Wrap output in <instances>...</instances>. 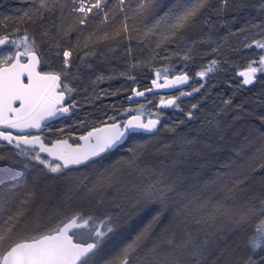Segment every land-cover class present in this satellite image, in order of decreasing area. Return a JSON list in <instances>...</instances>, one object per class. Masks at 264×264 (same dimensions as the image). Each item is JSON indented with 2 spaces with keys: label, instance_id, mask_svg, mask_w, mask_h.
<instances>
[{
  "label": "snow or ice",
  "instance_id": "snow-or-ice-1",
  "mask_svg": "<svg viewBox=\"0 0 264 264\" xmlns=\"http://www.w3.org/2000/svg\"><path fill=\"white\" fill-rule=\"evenodd\" d=\"M24 5L0 17V264H264V111L233 103L264 84V0Z\"/></svg>",
  "mask_w": 264,
  "mask_h": 264
},
{
  "label": "bare ground",
  "instance_id": "bare-ground-1",
  "mask_svg": "<svg viewBox=\"0 0 264 264\" xmlns=\"http://www.w3.org/2000/svg\"><path fill=\"white\" fill-rule=\"evenodd\" d=\"M5 2H7V3L4 4ZM165 2L170 3L171 0H165ZM3 4H4V6H3ZM17 6H20L18 0H0V12L1 13L7 12L9 14H15V10H16ZM161 63H166V61H162ZM227 79H228V77L226 76V74H222L218 80H214V81L210 82V83L216 84V87L212 88L213 98H217L216 97L217 93L221 94L224 98L232 96L233 89L229 88L227 83H225V80H227ZM142 80H144L143 77H142ZM127 83H129V82L124 81L123 83L118 84V86L120 85V87H121L122 85L127 84ZM232 83L235 84V81L233 80ZM116 84H117V82H115L114 84L110 83L108 85L112 88V87H115ZM140 85H141V83H140ZM149 86H150V84H149ZM262 93H264V84L260 85L259 83H257L255 87L249 86L248 89L238 92L237 95L235 97H233L234 103L241 102L242 104H244V106H243L244 111L241 113V119L236 121L237 124L244 125L248 121H253V117L248 115L249 112L260 113V112L264 111V94H262ZM123 95H126V94H122L121 95L122 98H123ZM157 100H158V97H157ZM123 102L125 104L128 103L127 100H124ZM251 104L253 106H251ZM246 105H248V106H246ZM149 107H152V106L149 105ZM90 111H92L91 107H85L84 106L81 113H80L79 118H83V116L86 115ZM166 115H167L168 119L174 120L175 117L178 116L179 114L178 113L174 114L171 110H166ZM74 119H76V118H74ZM71 122L72 121H67V123H71ZM253 122L256 123L257 125L259 124L258 120H255ZM227 132L228 133L231 132V129L229 131L227 130ZM130 142L131 141L128 142L126 147L129 145ZM133 142H135V141H133ZM221 153H224V152H221ZM123 155H127V153L124 152L123 150H121V152L118 154V156L116 158H119V156H123ZM153 155L156 156V158L158 156V157H161L162 159L167 160V158L164 156L162 151L157 152L154 150L153 152H151L147 155V157L145 158V162L148 163L150 157Z\"/></svg>",
  "mask_w": 264,
  "mask_h": 264
},
{
  "label": "trees",
  "instance_id": "trees-1",
  "mask_svg": "<svg viewBox=\"0 0 264 264\" xmlns=\"http://www.w3.org/2000/svg\"><path fill=\"white\" fill-rule=\"evenodd\" d=\"M18 2H19V5L20 6H17L16 7V9H18V8H22V7H24L25 5H24V0H18ZM7 2H5L4 4H6ZM4 4H3V6H4ZM6 7V6H5ZM5 15H9V13H1L0 12V17H3V16H5ZM14 15V14H13ZM140 53L139 52H137L136 53V55H139ZM99 67V70H104V68H103V66L101 65V66H98ZM113 67H122V65H119V64H117V63H115V62H113ZM93 78H95L94 76H93ZM115 82H117V84L115 85V87H110L108 84H114ZM118 83H119V78H117V79H113V80H107V81H105V82H103V83H101L100 85H99V88H98V91L99 90H102V89H110V90H114V89H116L117 87H119L118 86ZM140 83H141V86H143V85H145V84H147V85H149L150 84V80H142V78L140 79ZM121 99H123L122 98V96H112V95H105V96H103V98H102V100H100V101H96V103H95V105L93 106V105H88V104H84V106L85 107H91L92 109H93V107H96V108H99V106L101 105V103H103V104H112V103H117L119 100H121ZM230 129H228V131H229ZM229 135H231V132H229L228 133ZM165 152H171V154L172 155H175V153H174V151H172V150H164V151H162V153L164 154V156L168 159V156L167 155H165ZM227 155V153H221V152H211V153H208V156H209V159L210 160H212L213 162H217V161H221V160H223L224 159V157ZM193 159H196V160H198L199 158L198 157H194ZM164 160H166V159H162L161 157H158L157 156V163H154L153 165L155 166V165H159V163L161 162V161H164ZM148 164H150L149 162H148ZM191 166V165H190ZM185 170V172L187 173V168H185L184 169Z\"/></svg>",
  "mask_w": 264,
  "mask_h": 264
},
{
  "label": "rangeland",
  "instance_id": "rangeland-1",
  "mask_svg": "<svg viewBox=\"0 0 264 264\" xmlns=\"http://www.w3.org/2000/svg\"><path fill=\"white\" fill-rule=\"evenodd\" d=\"M124 82V80H122V79H120L119 78V83L118 84H120V83H123ZM260 84V83H259ZM261 85V84H260ZM117 88H120V85H119V87H117ZM215 93V92H214ZM216 94V93H215ZM234 103V102H233ZM234 104H240V105H242V106H244V104H242L241 102H238V103H234ZM246 106H248V105H246ZM251 106H253L252 104H251ZM231 116V113L229 114V117H228V119L230 120V117ZM134 142L133 141H131L130 143H129V145L128 146H130V145H132ZM150 157V156H149ZM156 158V156H151L150 157V159H149V163L152 165V164H154V163H157V158ZM147 218H150V216L149 217H147Z\"/></svg>",
  "mask_w": 264,
  "mask_h": 264
}]
</instances>
